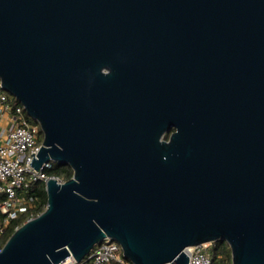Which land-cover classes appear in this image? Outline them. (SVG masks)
I'll list each match as a JSON object with an SVG mask.
<instances>
[{
	"label": "water",
	"instance_id": "obj_1",
	"mask_svg": "<svg viewBox=\"0 0 264 264\" xmlns=\"http://www.w3.org/2000/svg\"><path fill=\"white\" fill-rule=\"evenodd\" d=\"M0 79L41 126L30 164L74 170L0 264L107 236L134 264L217 240L264 264V0H0Z\"/></svg>",
	"mask_w": 264,
	"mask_h": 264
},
{
	"label": "built area",
	"instance_id": "obj_2",
	"mask_svg": "<svg viewBox=\"0 0 264 264\" xmlns=\"http://www.w3.org/2000/svg\"><path fill=\"white\" fill-rule=\"evenodd\" d=\"M1 82L0 79V115L10 111L14 113L15 118V125L0 137V195L3 197L0 209L6 214V219L10 220L34 206V197L25 196L23 190L40 180L45 183L52 177L63 180L46 171L53 167L54 161L45 162L39 170L30 164L33 156L37 157L42 145V141H39L40 124L28 119L22 103H11ZM32 217L34 216H30L28 220ZM209 244L188 246L185 250L189 255V264H212ZM113 261L119 264H133L125 256L121 243L107 236L82 260L77 261L73 255H69L58 264H110Z\"/></svg>",
	"mask_w": 264,
	"mask_h": 264
},
{
	"label": "trees",
	"instance_id": "obj_3",
	"mask_svg": "<svg viewBox=\"0 0 264 264\" xmlns=\"http://www.w3.org/2000/svg\"><path fill=\"white\" fill-rule=\"evenodd\" d=\"M16 102L17 104L21 103L18 99H16ZM25 114L31 122L39 124V122L32 118L27 111ZM42 140L43 132L42 129H40L39 141ZM46 171L50 175L58 176L63 181L70 179L74 174V170L71 165L62 162H55L53 167L47 169ZM22 193L27 197H34V206L29 209V211L21 212L16 218L10 220L6 219V214L0 209V250L4 247L16 229L24 224L30 216H37L47 208L48 192L46 189V183L43 180H40L31 187L23 190ZM2 198L3 197H0V203ZM208 251L212 256V264H233L232 250L230 245L225 240L211 242L209 244ZM110 264L119 263L113 261Z\"/></svg>",
	"mask_w": 264,
	"mask_h": 264
},
{
	"label": "crops",
	"instance_id": "obj_4",
	"mask_svg": "<svg viewBox=\"0 0 264 264\" xmlns=\"http://www.w3.org/2000/svg\"><path fill=\"white\" fill-rule=\"evenodd\" d=\"M9 95V94H8ZM12 104H17L15 96H9ZM15 125V118L13 112H6L0 115V137L4 136L9 129ZM1 197V195H0Z\"/></svg>",
	"mask_w": 264,
	"mask_h": 264
},
{
	"label": "flooded vegetation",
	"instance_id": "obj_5",
	"mask_svg": "<svg viewBox=\"0 0 264 264\" xmlns=\"http://www.w3.org/2000/svg\"><path fill=\"white\" fill-rule=\"evenodd\" d=\"M174 131V128L171 129L169 133L166 134L165 138L168 139L170 137L171 132Z\"/></svg>",
	"mask_w": 264,
	"mask_h": 264
},
{
	"label": "rangeland",
	"instance_id": "obj_6",
	"mask_svg": "<svg viewBox=\"0 0 264 264\" xmlns=\"http://www.w3.org/2000/svg\"><path fill=\"white\" fill-rule=\"evenodd\" d=\"M6 91V90H5ZM8 94H9V96H14L13 94H11L10 92H8V91H6ZM17 99V98H16Z\"/></svg>",
	"mask_w": 264,
	"mask_h": 264
}]
</instances>
